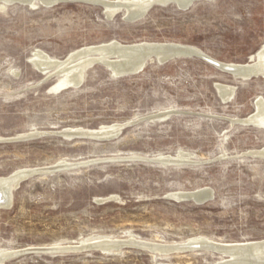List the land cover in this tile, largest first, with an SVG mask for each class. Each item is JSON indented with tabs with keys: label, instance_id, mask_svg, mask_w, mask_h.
<instances>
[{
	"label": "rangeland",
	"instance_id": "rangeland-1",
	"mask_svg": "<svg viewBox=\"0 0 264 264\" xmlns=\"http://www.w3.org/2000/svg\"><path fill=\"white\" fill-rule=\"evenodd\" d=\"M104 12L80 1L14 4L0 11V137L37 134L0 141V177L62 161L103 160L22 181L12 191L11 205L0 207V252L74 244L95 235L122 238L127 232L160 244L192 237L263 240L264 125L243 120L257 113L255 103L264 99V77L239 79L188 56L149 63L128 76L95 64L80 85L55 92L59 74H43L30 59L38 50L65 59L87 45L117 40L192 45L218 62L244 64L264 44V0H196L188 9L154 5L135 21L125 20L124 12L110 18ZM216 84L234 86L231 99H224ZM112 123L125 125L107 139L58 134ZM181 151L193 154L196 163L105 160L175 157ZM199 189L211 191L212 198L198 203L175 197ZM223 258L202 250L164 254L126 248L28 253L4 264H215Z\"/></svg>",
	"mask_w": 264,
	"mask_h": 264
},
{
	"label": "water",
	"instance_id": "water-1",
	"mask_svg": "<svg viewBox=\"0 0 264 264\" xmlns=\"http://www.w3.org/2000/svg\"><path fill=\"white\" fill-rule=\"evenodd\" d=\"M31 0H12L9 5L14 4H24V5H30ZM40 3L38 5H43L46 7H52L58 3L61 2H86L89 4L101 6L105 10V14L107 17H111L112 14H108L107 7L112 4H117L115 2H110V0H38ZM196 1V0H195ZM195 1L191 2L188 5V0H164V1H154L152 4H150L148 7L149 9L154 5H161L166 6L170 4L176 5L180 9H188ZM128 5V4H127ZM32 7V6H30ZM143 10L140 9L138 12H126V5L122 7L121 12L125 11L124 19L127 21H135L140 18H142L146 12L149 10ZM119 13V12H118ZM115 15V14H114ZM121 51L119 53L120 55H131V53H141L145 52V50L151 52L149 57H146L142 60H137L134 64H130L126 67L122 68V72L118 73L119 76H128L132 74H136L141 72L149 63L157 62L159 64L167 63L169 61L181 58V57H188V46L182 45V44H165L163 46H155V47H125V46H113L108 51ZM194 57H200L211 64L215 65L216 67L220 68L221 70L225 72L231 73L233 76L239 79L248 80L253 77L262 76L264 77V71H258L254 67H249L247 65L246 67H243L242 65L237 64H229V63H221L217 60L209 57L206 54H201L200 56L197 54H193ZM95 64H103L105 65L110 71L113 72L116 65L114 62L110 61L107 58H95L92 60L89 66L95 65ZM253 65V64H251ZM46 68V66H42L38 69ZM50 69H54L56 67H49ZM114 75H117L113 72ZM44 80H42L39 84L43 83ZM218 87V86H217ZM219 89V88H218ZM220 94L222 93L221 90ZM244 123H252V122H244ZM123 127V125H122ZM121 127V128H122ZM70 132L68 131H62L59 132V134L63 135L67 138H76V137H82V138H93V139H107L114 137L117 135H108L100 132V130L94 131V132H72L73 134L69 135ZM37 134H28V135H22L18 136L16 138L11 139H3L0 138V141H15V140H23L35 137ZM109 162H127V163H134V162H143L147 164L152 165H191L195 164L191 159L186 158H179V157H172V156H142V155H127L123 157H117V158H111V159H105ZM100 159H92L84 162H59L57 164H53L50 166L40 167V168H26L21 169L13 174L9 175L6 179L9 180L10 188L9 192L3 193L0 192V207H9L12 203V191L19 187L20 183L32 176L36 175H48L53 174L62 170H68L70 168L76 167V166H82L87 164H95L98 163ZM213 196L212 192L204 189V191H195V192H189V193H181L176 194V199L180 200H194L198 203H205L209 199H211ZM107 199H100L99 202H104L109 200ZM252 245V246H251ZM250 247H253V244L250 242H243V243H223V242H217V241H210V240H199V241H189L181 244H160L148 240H142L140 238H137L135 236H126L122 238H96L88 241H82L77 242L74 244H58V245H48V246H34V247H27L20 250H12L8 252H4L0 254V264H4L7 260L12 259L14 257L23 255V254H48V255H64V254H70V253H80V252H92V251H101L103 253H122L126 248H140V249H147L150 251H159L164 254H169L171 252L175 251H193V250H202V251H210L217 253L219 255H222L225 257V260L216 262L215 264H264L263 260H259L256 258H248V259H242L240 260H232L231 254L238 252V250H242L243 248L249 249ZM262 247H264V242L262 243Z\"/></svg>",
	"mask_w": 264,
	"mask_h": 264
},
{
	"label": "bare ground",
	"instance_id": "bare-ground-1",
	"mask_svg": "<svg viewBox=\"0 0 264 264\" xmlns=\"http://www.w3.org/2000/svg\"><path fill=\"white\" fill-rule=\"evenodd\" d=\"M11 1L12 0H0V11L5 10L9 6ZM154 1H164V0H110V2H115L117 4L109 5L107 7V12H108V14L114 15L118 12H121L122 7L124 5H126V12H133L134 13V12H138L140 9H143V10L149 9L148 6L150 4H152ZM193 1H195V0H188V5ZM29 2H30V5H28V7H30V6L37 7L38 4L40 3V1H38V0H31ZM123 12L125 14V11H123ZM167 43L171 44V43H175V42L142 41V42L126 43L125 44V43H121L117 40H110L109 42L99 43L97 45L91 44L90 46L87 45L83 48L75 50L68 57L66 56L65 59L54 58V57H51L48 54L38 50L37 52H35V54L33 55V57L30 60L38 68H40L41 65L46 66V68H44V69L41 68L42 69L41 71L43 74H46L49 77H50L51 73L59 74V76L57 75L58 79L56 80V82L54 83V85L52 87V89L55 92H59L60 90H65L68 87H77L78 85H80V83L85 78V72H86L87 68L89 67L92 60H94L95 58L103 57V58H107L110 61L114 62L116 67L113 70V72L118 75V73L122 72L121 70L123 67H126L130 64H134L137 60L139 61V60L145 59L146 57H149L150 53H151V52L145 50V52L136 53V55H135V53H131V55H124V54L120 55L119 53L122 54L121 51H118V50L111 51V52L108 51L113 46H120L121 45V46H125L127 48L128 47H135V46L149 48V47H155V46H160V45L163 46ZM176 44H181V43H176ZM182 45L188 46V55H190V57H193L192 56L193 54H197L199 56L201 54H203V55L205 54L196 46L186 45V44H182ZM251 58L252 59L250 60V62H247L244 64L241 63V64H237V65H242L243 67H246L247 65H249V67H254L258 71H264V44L261 46V48L254 55H251ZM229 64H235V63H229ZM251 64H253V65H251ZM50 66L51 67L54 66L56 68L50 69L49 68ZM217 86H218L217 88H219V90H221V92H222L221 95L223 96L224 99H231L232 95L234 94V90H235L234 86H231V85L229 86L227 84L226 85L218 84ZM256 106H257V113H254V115L243 120V122H252V123H255L257 125H264V99H263V97H261L257 100V103H255V107ZM163 115H161V117ZM166 116H167V114H166ZM153 117H154V114H153ZM156 117H160V116L158 115ZM164 117L165 116H163V118ZM241 119H244V118H241ZM157 120H159V119H157ZM121 127H122V124H118V123L113 124L112 123L110 125H108V124L102 125L100 128L94 129V130H86L84 128H67L63 131H68V132H70L69 135H71L74 132H94V131L100 130V132L112 136V135H115L117 132H119V130H121ZM60 132H62V131H60ZM27 134L28 133H26V135ZM262 152L264 154V150ZM157 156H172V155L160 154ZM191 156H193V154H189V153L186 154L182 151L179 152L178 155H175V157L186 158V159H192ZM172 157H174V156H172ZM64 162H67V161H64ZM7 177L8 176L0 177V192H3L4 194L9 192V188H10L9 180L6 179ZM195 191H200V189L195 190ZM202 191H204V190L202 189ZM185 193H189V192H185ZM174 194H175V192H174ZM180 194H181V192H180ZM170 195H171V193H170ZM170 195H169V197H170ZM127 234H130V236H134V234L129 233V232H127ZM97 236H99V235L91 236L88 238H83L82 240L85 242V241L100 238V237L112 238L110 235H104V236H100V237H97ZM119 238H121V237H119ZM187 240L188 241H199V240L201 241V240H207V237L206 238H203V237H194L193 238L192 237L191 239L189 238ZM208 240H211V239H208ZM248 242L253 244V247H250L249 249L243 248L242 250H238V252L232 253L231 254L232 260H235V259L240 260V258H242V259L256 258V259L264 261V247H262V243L264 242V239L259 240V241H248ZM172 243H174V242H172ZM235 243H243V242H235ZM4 252H8V251H1L0 254L4 253ZM225 259L223 258L222 260H225ZM220 260H221V258H220Z\"/></svg>",
	"mask_w": 264,
	"mask_h": 264
}]
</instances>
